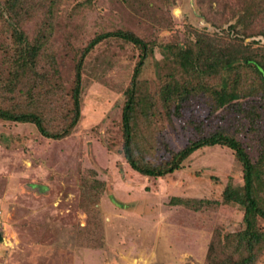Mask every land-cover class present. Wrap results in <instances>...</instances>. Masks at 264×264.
Listing matches in <instances>:
<instances>
[{"label": "rangeland", "instance_id": "obj_1", "mask_svg": "<svg viewBox=\"0 0 264 264\" xmlns=\"http://www.w3.org/2000/svg\"><path fill=\"white\" fill-rule=\"evenodd\" d=\"M51 1L0 0V106L30 100L51 116L53 129L66 126L83 48L95 33L122 29L148 43L139 96L140 110L149 115L140 112L138 157L168 160L196 136V121L204 117L207 130L228 129L255 143L235 129L246 120L234 121V109L222 106L205 115L209 96L198 89L186 90L181 115L170 120L162 90L171 77L188 89L218 80L208 74L191 79L165 46L195 41L194 31L264 53V0H213L217 9L209 20L198 0H140L138 8L124 0ZM218 1L235 11L221 13ZM247 6L253 7L250 13H244ZM35 46L32 58L28 50ZM141 54L138 45L108 37L84 55L81 116L61 138L44 136L32 123L0 119V264H208L218 229L240 228L243 212L236 203L196 210L171 202L177 196L215 200L228 181L242 183L241 165L229 147L200 148L162 177L143 175L127 161L124 92ZM252 99L262 100L247 96L235 102ZM258 119L264 122V113ZM86 204L99 210H87Z\"/></svg>", "mask_w": 264, "mask_h": 264}, {"label": "trees", "instance_id": "obj_2", "mask_svg": "<svg viewBox=\"0 0 264 264\" xmlns=\"http://www.w3.org/2000/svg\"><path fill=\"white\" fill-rule=\"evenodd\" d=\"M124 2L131 8L142 7L140 6L142 3L140 0H124ZM219 2L217 7L220 8L221 13L235 11V7ZM263 2L261 1L260 4ZM198 4L203 10L204 18L209 20L215 8L213 0H198ZM251 9L253 7H245L244 13H250ZM225 18L226 21L227 16ZM237 24H230L228 26L229 32L235 29ZM199 30L204 31L203 29ZM226 30V28H222V32H226ZM235 31L238 33L239 30L236 29ZM193 35L197 36L195 41L186 40L183 44H167L165 46L172 51L175 61L179 63L186 74L190 75L191 79L193 76L204 77L208 74L214 77L217 76L218 80L213 83L198 81L196 82L198 88H195V83H192L193 88L188 89V83L180 82L177 77H171L162 90L165 103L170 105L167 108L172 113L170 120L172 115H181L184 108L182 101L185 100L186 90L198 89L209 96V103L205 107L206 111H204L205 115L222 106H226L227 110L234 109V115L232 116L234 121L246 120L243 124L237 125L235 129L251 139H256L254 144L251 141L247 143L241 135L228 129L207 130L204 117L203 120L196 121V136L189 138L180 149L172 150L168 160H161L157 163L142 160L141 157H138L137 152V145L139 146V142L143 140L142 131L144 130L140 123V114H142L140 112L148 115L149 113L140 110L143 99L139 96V75L148 55V43L132 31L122 29L104 31L95 33L83 48L80 58L83 59L87 52L102 39L108 37L123 38L141 47L140 60L137 62L131 81L124 92L126 99L122 111L125 157L139 173L162 177L179 169L182 161L194 151L207 146L220 145L233 150L243 172L242 183L234 184L228 181L221 198L215 200L177 196L173 197L171 202L192 207L196 210L205 206L210 207L209 204L213 205L214 208H218L217 205L223 203L238 204L243 212L240 228L233 231L224 230L223 228L218 229L217 234L213 235L211 239L206 261L208 264H259L264 252V225L261 223V219L264 221V187H259L262 184L260 181L264 180V122L258 119L261 118V113H264V53L241 50L242 44L232 45V41L228 44H222L220 43L221 38L216 37L214 34H209L208 38H201L194 31ZM237 37L238 35L234 36V39H238ZM24 39L25 35L21 32L18 40L23 42ZM36 48L37 46L28 50V54L32 58L37 52ZM230 48H233L235 53L230 51ZM24 53L25 50L23 49V56ZM82 59L77 65L76 83L71 94L72 115L66 126L53 129L48 125L51 116L44 111L41 105L35 102L31 103L30 100L26 103L24 101L20 103V100H18L15 108L0 106V119L35 124L40 133L46 137L61 138L69 134L71 129L77 125L81 116ZM12 84L10 89H12ZM247 96L261 98L262 100L260 102L254 99L250 102H235ZM251 133L253 134L252 137ZM253 148L256 150L255 154L251 152ZM38 187L40 190L45 188L41 185H38ZM85 207H87V210H99L98 206H87L86 204Z\"/></svg>", "mask_w": 264, "mask_h": 264}, {"label": "built area", "instance_id": "obj_3", "mask_svg": "<svg viewBox=\"0 0 264 264\" xmlns=\"http://www.w3.org/2000/svg\"><path fill=\"white\" fill-rule=\"evenodd\" d=\"M2 221V209L0 208V223Z\"/></svg>", "mask_w": 264, "mask_h": 264}, {"label": "water", "instance_id": "obj_4", "mask_svg": "<svg viewBox=\"0 0 264 264\" xmlns=\"http://www.w3.org/2000/svg\"><path fill=\"white\" fill-rule=\"evenodd\" d=\"M0 238H2L1 234H0Z\"/></svg>", "mask_w": 264, "mask_h": 264}]
</instances>
